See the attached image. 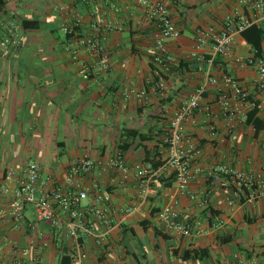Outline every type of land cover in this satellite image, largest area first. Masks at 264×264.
I'll return each mask as SVG.
<instances>
[{"label":"crops","instance_id":"obj_1","mask_svg":"<svg viewBox=\"0 0 264 264\" xmlns=\"http://www.w3.org/2000/svg\"><path fill=\"white\" fill-rule=\"evenodd\" d=\"M148 1H164L181 31L177 40L167 42L173 65L164 73L165 90L157 88L154 77L159 69L154 62L156 27L139 0H6L0 13V264H13L22 251H27L22 264H264V187L251 199V190L238 192L231 177L218 171L229 167L264 177V130L256 133L245 123L252 109L230 100V107L240 111L230 118L219 106L223 95L233 98L228 77L248 92L251 102L261 104L258 117L264 121L256 69L235 63L253 55L240 33L233 36L232 58L216 59L212 76L219 83L209 88L186 125V141L199 151L191 164L199 172L186 194L178 191L165 163L152 171L146 195L140 181L124 179L116 170L69 177L75 158L107 159L121 153L123 144L129 145L121 153L129 166L150 168L147 153L164 161V138L174 112L205 81V64L190 57L197 29L219 32L234 13L263 22L242 0ZM61 6L66 8L62 12ZM103 18L120 29L106 30ZM75 23L76 37L66 36L62 27ZM94 35L103 38L110 54L106 65L78 44ZM204 52L211 57L212 46ZM140 91L146 96H139ZM129 130L148 140L129 138ZM31 159L41 166L43 181L50 179L65 190L79 186L93 193L94 184L102 189L113 228L103 242L90 236L80 240L85 259H72L75 240L65 236V227L38 222L34 207L26 206L20 220L10 215L13 198L1 186L15 188L7 173L20 175ZM166 206L193 225L191 236L167 233L158 215L151 217ZM246 215L257 221L246 223ZM226 236L232 239L228 244L218 239ZM176 249H205L208 257L183 261L173 254Z\"/></svg>","mask_w":264,"mask_h":264},{"label":"built area","instance_id":"obj_2","mask_svg":"<svg viewBox=\"0 0 264 264\" xmlns=\"http://www.w3.org/2000/svg\"><path fill=\"white\" fill-rule=\"evenodd\" d=\"M139 3L147 9V13L156 27L154 62L159 69L154 71V77L157 80V88L165 90V74L172 71L173 65L168 53L167 42L169 40H177L181 36V31L172 19L164 1L149 2L148 0H139ZM241 3L248 5L250 11L264 21V0L251 2L242 0ZM65 9L63 6L59 8L61 12ZM101 23L106 30L120 29V27L118 28L104 18ZM254 23H258L256 19H249L234 13L226 17L219 32L213 28H200L196 31L195 45L190 57L197 63L205 64L201 68L205 75V81L174 112L170 121L169 131L164 138V144L166 145L165 165L174 173L177 188L181 194L187 193L190 183L199 172L191 167L192 161L199 151L192 143L186 141V125L199 109L200 101L209 91V88L217 86L219 83L212 76V69L216 59L218 57L224 59L232 58L233 36ZM77 27V23L63 26L62 31L66 36L75 38ZM78 40V44L86 47L100 63H103V65L108 63L110 54L104 45L102 37L94 35L90 38ZM210 45L212 46L213 54L208 58L204 51ZM72 57L77 59L76 51H72ZM235 63L241 66L249 65L255 67L258 89L261 99L264 101V56L254 57L252 55L247 59L237 58ZM225 79L233 94L232 99L227 95L220 97L219 106L225 115L235 118L240 112L238 107H230V100L236 102L239 106H248L251 109L255 107L257 109L261 108L260 103L256 105V102L250 101L248 92L236 80L228 77H225ZM131 92L134 93V89ZM137 94L141 97L146 96L144 91H140ZM262 135L264 137V133ZM108 170L119 171L124 179L133 177L140 181L143 194L146 195L148 193L153 174L151 169L141 163L129 166L121 154L98 160H94L88 155L75 158L69 165V177L73 179L91 175L95 171ZM218 171L231 177L238 192L246 189L251 190V199L254 197L257 188L264 187V177L262 175L237 171L229 167H220ZM6 179L16 182L15 188H10L6 185L1 186L3 193L13 198L10 205L12 209L10 215L15 220H20L26 206H32L35 209L38 222L50 223L56 229L65 227V236L74 239L76 243V251L71 256L74 260H83L87 257L86 254L80 251V240L83 237L90 236L99 242H103L113 228L108 210L103 205L105 199L103 191L97 184H94L93 193L79 186L77 189L65 190L60 186L54 185L50 179L43 181L42 168L37 162L27 163L20 171V175H16L14 171H9ZM49 184L52 186L47 189L46 186ZM191 199H195V197L192 196ZM133 209H129L127 212L131 213ZM157 222L167 233L191 236L194 232L193 225L185 221L181 213L172 206H166L161 211L157 217ZM1 244L2 240L0 238V246ZM26 256L27 251H22L21 256L14 257L13 264H22L21 259Z\"/></svg>","mask_w":264,"mask_h":264},{"label":"trees","instance_id":"obj_3","mask_svg":"<svg viewBox=\"0 0 264 264\" xmlns=\"http://www.w3.org/2000/svg\"><path fill=\"white\" fill-rule=\"evenodd\" d=\"M6 5V0H0V13L3 11L4 7ZM241 37L246 41V43L252 48L253 50V56L254 57H263L264 56V21L261 23H254L253 25L245 28L242 32H240ZM70 37V36H68ZM219 61V59H218ZM215 62V63H218ZM191 66L196 65L195 63H191ZM180 66H183L182 63ZM258 105V102L255 103ZM259 109L257 107L253 108L247 115L246 118V125H251L254 127L256 133H259L264 130V121L258 117ZM127 136L129 138H139L140 141H146L148 140V136L146 134H143L139 131L136 130H129L127 131ZM165 149L166 145L164 144ZM119 152H125L129 148L128 144H123L119 145ZM118 153V154H121ZM145 163H148L151 171H157L159 168H161L164 165V161L161 159V156L158 154H149L147 153L146 158H145ZM175 180V177H174ZM214 212V211H212ZM218 214V213H215ZM159 215V212L157 213H152L151 217H156ZM245 221L248 224H254L257 221V218H251L249 216H245ZM145 224H150L149 221H146ZM156 234L158 236H162L163 238H167L166 235L159 233V229L155 228ZM162 234V235H161ZM218 239L224 243L228 244L231 242V236H226V237H218ZM222 239V240H221ZM173 254L175 256H178L183 260V261H202L205 258L208 257L207 250L205 249H186L184 251H181L179 249H176L173 251Z\"/></svg>","mask_w":264,"mask_h":264},{"label":"rangeland","instance_id":"obj_4","mask_svg":"<svg viewBox=\"0 0 264 264\" xmlns=\"http://www.w3.org/2000/svg\"><path fill=\"white\" fill-rule=\"evenodd\" d=\"M31 162H34L33 159H31Z\"/></svg>","mask_w":264,"mask_h":264}]
</instances>
